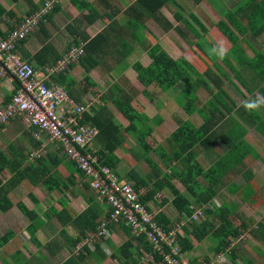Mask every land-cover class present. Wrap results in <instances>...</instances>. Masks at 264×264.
<instances>
[{"label": "trees", "instance_id": "obj_1", "mask_svg": "<svg viewBox=\"0 0 264 264\" xmlns=\"http://www.w3.org/2000/svg\"><path fill=\"white\" fill-rule=\"evenodd\" d=\"M44 1L45 0H38L36 3L30 2L29 6H32L30 13L43 5ZM172 1L174 0H136V6H129L127 8L128 13L131 10L135 12L132 17L135 16L136 18H129L128 22L134 29H136L141 23L140 21H137V18L142 21V17L146 15L152 17L165 30L174 28V30L181 36L183 40H189L188 34L194 36V45L198 49V53H195L197 55L196 57L198 60H202V55L198 56V54L201 52L207 58V61H203V64L206 68L203 71H199L197 67L192 64L190 58L184 56L174 59L159 43H154L147 48V55L150 58L148 64L144 65L141 61L135 60L130 66L135 72V78L143 86V89L141 90L142 94L148 99L151 105L155 104L154 106L157 109L160 107H158L155 103V100L150 93L149 86L156 85L160 88V90L162 89L167 91L179 81L185 83L186 87L182 92L184 102L181 104V107L187 115H192L193 113L199 114L203 122L200 126L193 128L185 120H178L179 129L171 134V139L174 142L172 153L173 158L177 160L180 158L183 159L185 165L181 170L172 168L170 174H167L168 177L155 179L153 182V187L149 189L145 196L142 197V200L143 202H147L148 200L152 199L156 192L165 186L172 194L173 197L171 198V203L178 212L184 211L188 214L190 213L189 206L192 203L195 205L208 203L213 208L206 209V216L199 223L192 224L189 229H187V227L184 228L185 235L179 237L180 249L182 252L192 249L193 242L191 238L188 237V235H191L190 237L196 241H204L207 237L211 236L216 241L215 250L219 251L230 241L228 237L237 236L239 234V230L237 226H235L231 221L229 217V211L223 210L222 206L217 207L214 203H211V199L217 193L215 188L216 184L220 182L222 177L240 161V157L237 152H239V145H244L242 137L245 134V131L235 124L233 128L230 129V131L221 133L218 137H221L229 146V148L224 155H221L219 158H217V160L214 161L208 168L204 169L200 165L199 161H197L196 158L198 155L194 150L195 146L201 145L203 148H208L210 145L214 144V140L217 138L214 126H216V120L219 119V116H217V111H220V109L215 101H213L211 98L205 100L204 102H200L196 93L200 88H205L212 92V86H215L219 92H223L221 89L222 76H226L220 71V67L215 64L214 58L209 54L201 42L202 36L207 34L208 29L193 12H189L186 17L183 16L181 18L180 23L185 29L181 26H173L171 22L163 15L161 8ZM209 1L212 5H214V7H216L212 0ZM84 6H88V4L84 3ZM248 7L250 9V12L247 14L249 31H252L253 35L262 33L264 31V0H247L246 7L243 6L241 9H239L242 11H227L222 18L213 24L212 30L217 34L220 40H225L229 44V54L240 66L248 67L255 73L256 78L259 81H264V54L261 52H256L253 58H246L242 54V50L237 43L239 40V34H244L247 31L246 27L237 19V14L241 12L243 13V11H245V9ZM52 10L45 14L44 18L49 17ZM2 14H10V11L6 10L0 4V15ZM42 21L43 20L40 21L39 27ZM106 32L107 30L103 29L87 41V37L84 38L86 41L84 45L85 53L79 58L78 61L86 71L98 65L100 55H103L107 52V44L109 40L106 36ZM3 35L4 34L2 33L1 37H4ZM24 41L25 39L22 40V42H19L17 46L18 51H20L19 49ZM26 59L27 61H30V59ZM222 62L225 63L227 67L232 66L228 58L222 59ZM70 65H72V63ZM210 65L216 69L217 73L212 70ZM192 72L195 74L194 79H191L190 73ZM85 78L87 77L85 76ZM235 78L240 81L237 75H235ZM16 87L12 94L15 92ZM215 96L216 95H214V97ZM215 98L218 101L222 100L220 97L218 98V96ZM102 100L104 102L111 100V103L123 115L124 121L118 120L107 110L106 106L103 104L96 108L91 107L90 111L84 114V121L97 126L99 130L98 135L94 139L98 148L95 150L88 148V151L97 156L100 164L108 166L111 169L115 167L118 158L114 153L123 142L124 133L129 135L134 134L142 148H144L147 152L152 150L150 149V143L146 138L150 136L153 131V127L149 122L153 119V117H150L146 111L138 113L137 115L134 114L129 106L130 102L132 101V95L129 93V91L119 85H116V91L110 97L102 96ZM6 101H8V99ZM243 104L244 103L240 104L238 109L244 108ZM254 115V111H250L249 116H243V119L248 124H250L249 118L252 121L258 123L259 120H257V117H254ZM135 120H137L141 126L138 127L135 123ZM259 131L263 133L264 127L262 130L259 128ZM154 150L161 158L167 156L160 145H157ZM248 152L250 153V151H246L245 153L241 154V160ZM21 156V159L24 158L25 161L26 155L24 156L22 154ZM46 157L47 153L45 156L37 159L34 162L36 163L35 166H33L32 163H28L25 164L26 166L15 170V172L10 175L6 184H8L10 181H15L18 183L21 180L28 178V180L33 183L38 182L43 184L48 189V191L58 190L59 188L61 189L62 182L59 180V176H56L54 171L52 172L51 169L45 164V161H47ZM53 159L55 161H50V166L56 167L62 162V157L58 158L54 155V157H51V160ZM11 162L12 160L7 156L6 152L0 148V174L10 165ZM70 163L74 166V168L70 170L71 172L70 176H68V179L72 180L74 178V174L80 178L81 171H79L72 162ZM129 174L135 180L133 183L135 189H138L142 185H146V182L142 178L138 177L136 173L129 172ZM169 177L179 180L191 199L182 193L171 182ZM200 178L205 181L207 185L202 184ZM82 185H84L86 188H89L86 183H82ZM3 188L4 186L0 177V211L6 212L12 207L13 202L8 197L7 192L1 194L4 190ZM29 195L33 199L34 203H36L37 199L34 197V195L32 193H29ZM93 200L94 198L90 196L89 201ZM92 205V203L88 204L87 207L78 213L74 218L68 214V222H80L83 225L79 235L72 239L73 245L86 237L87 233L95 231L98 222L101 221V219L96 221L102 212L100 206L92 207ZM16 206L23 213V215L30 219V223L28 225L29 238L37 247H39L40 242L35 235L37 225H35L33 222L37 217V212L34 209H28L21 201H18ZM63 212L68 213L67 208H62L61 211H58L57 213L55 212L54 215L60 219V215ZM108 213L109 209L106 211L104 217L108 215ZM212 216L217 218V224L211 220ZM154 218L165 229L172 225L170 219L161 210H159L154 215ZM116 225L121 228L126 238L121 244L113 247V250L110 254L111 258L117 259L119 264H141V254L143 252H152L155 258L154 262L158 264H164L162 262V258L156 251L152 249L151 245L148 244L142 235H135L132 230H130V228L124 225L123 222H120ZM115 227V225H112L110 234L112 229ZM8 238V235H2V237H0V241H7ZM100 240L103 242H108L109 239L108 237L96 238L93 249H91L88 245H85L83 248L84 252L80 251L75 255L70 254L63 260L62 264H83L85 257L88 255L92 256V259L96 261V264H99L106 257V254L100 246ZM230 255L233 256L234 252L231 251ZM205 261L206 260L202 259H193L192 263L204 264Z\"/></svg>", "mask_w": 264, "mask_h": 264}, {"label": "crops", "instance_id": "obj_2", "mask_svg": "<svg viewBox=\"0 0 264 264\" xmlns=\"http://www.w3.org/2000/svg\"><path fill=\"white\" fill-rule=\"evenodd\" d=\"M34 1L35 0H0V4L6 10L10 11V14L0 15V37L2 33L4 34L3 36H5V34L9 30L16 27V25L22 20V18L25 15L31 12L30 10L32 9V6H29V4L30 2H34ZM117 1L118 0H59V1L57 0L55 1V6H53L54 8L51 12V15L49 17H45L39 29L25 39V41L22 43L19 49L20 52L24 57L30 59V62L36 65L37 70L42 74L41 77H44L43 70L45 69V67L51 64L52 62H54L57 58H59L64 53V51H66L69 48V46L81 41H84L86 43V41L92 38L95 34H97L103 29H106L107 30L106 36L108 37L109 40L107 44L108 49L105 54L100 55L99 63L100 61L106 59L108 56L112 57L111 55L120 54L118 56L121 57V60H125V59H129L132 61L139 60L144 65L148 64L150 58L147 55V51H146L147 48L154 43L160 42L156 39L152 40V37L148 38V36L151 35L147 33V30L142 28L148 16L144 15L142 17V21L139 20V18H137V21H140L141 23L138 28L134 29L129 24L128 19L136 18L135 16L132 17L135 14V12L131 10L128 13L127 8L129 6H136L135 4L136 0H131L129 4L126 3L127 0L126 1L124 0V2L120 0L118 2ZM212 1L216 5V7H214V5H212L209 0L200 2V4L206 7L207 12H209L210 17L212 18L211 19L212 22H214V20H216L215 22H217L220 18H222L225 15L227 11L230 12L242 11L239 9H241L243 6L246 7L247 0H212ZM84 3H87L88 6H84ZM249 10L250 9L248 7L245 9V11H243V13L241 12L237 14V19L247 29V31L244 34H239V40L237 43L242 50V54L246 58H253L256 52H261L264 54V31L258 35H253L252 31H249V23L247 20V14L250 12ZM121 13L123 14L121 15ZM123 16H124V20H122ZM128 27L129 28L131 27L132 29L131 28L129 29ZM141 28L145 32H143ZM85 37H87L86 41L84 40ZM221 42H224L229 49V44L225 40H220L219 37L217 38L216 41L213 40L212 44L214 46ZM225 58H228L230 60L232 64L231 67H227V65H225V63H223L221 59L220 60L222 62V67L215 63L216 65H218V67H220V71L223 72L224 75L226 76V77L222 76V83H221L222 91L224 92V90H227L229 92L230 90L232 91L233 89V91H236L238 95L241 97H242L241 94L242 91H246L249 95H251L253 92H258V96L264 97V83L259 82V80L256 78L255 73L246 66L243 67L240 65H239L240 67L237 66L234 63L235 60L229 54V50ZM78 66L79 64L72 63V65H70L67 68V70L64 71L63 74L61 73L58 76L52 75L48 77L47 82L61 84L66 88L68 93H72L73 89L75 90L74 88L76 83L75 78L77 77L78 74L77 69L79 67H83L82 65L79 67ZM224 68H227L231 72L235 81H237L240 86H237L236 83L232 82L229 73ZM82 69L83 71L89 73L90 75L91 73L94 72V67L90 68L88 71H86L84 67ZM243 69L248 70L251 73V75L250 76L244 75L242 71ZM69 73H71L72 75H69ZM235 75H237L240 81H238L235 78ZM126 76L129 79V84H131L132 86H134L133 84H139L142 86V84L139 81H137V79L135 78V72L132 69L129 70V73ZM16 85H17L16 79L12 74L9 73L5 77H0V105L5 103V101L10 98ZM67 85H71V86H67ZM223 85H225L227 89ZM228 86H230L231 89ZM129 88L130 86H128L127 89L126 88L125 89L128 91ZM212 88H214V86H212ZM86 92L87 89L84 86L81 87V90L78 93H76V95L74 94L73 95L69 94V95L77 101H85L88 97V94H86ZM135 96H137V94ZM213 97L214 96L212 95V98ZM144 99L145 98H143L142 99L143 101L141 102L142 105H144L145 102H148L149 105H144L147 109L153 106L150 105L151 103L148 101L147 98L145 100ZM110 102L111 100H108L103 105L106 106L107 104L109 106L111 104ZM245 102L246 101L236 103L235 100L233 101L232 99L230 100V102L228 101L226 102L223 100L220 102L215 101L217 105L220 104L222 106L223 110L219 108L220 111H217V116H219V119L216 120V126H214V129L216 130L217 138L214 140V144L210 146L211 147L217 146L218 136L221 133L230 131V129H232L235 124L241 127L242 130L245 131V134L242 137V141L244 145L240 144L238 149L239 152H237L239 154L240 161L236 165H234L231 168V170H229L222 177L221 181L223 180L225 186H223L219 191L217 189V193L214 197L216 198L218 197V200L222 201L223 202L222 205L226 207V209L229 211L230 213L229 217L231 218L233 224L237 226L239 230V236L242 235L243 237L244 235V238L238 241L233 249L234 255L231 256L232 260L229 257L231 263L232 264H264V132L262 133L261 131H259V128H261L262 130V128L264 127V113L263 114L260 113L259 110L254 111L255 113L254 117H257V120L259 121L257 123L249 118L250 124H248L246 121H244L243 116L245 117L249 116L250 111L245 110V108L238 109L240 104ZM149 109L157 112V110H155V107H151ZM235 110H236V115L238 117L236 116V118H233L234 116H232L231 114L232 113L235 114ZM148 115L150 116L149 113ZM114 116L118 120L123 121V119L117 117L116 115ZM14 120L15 119H11L2 129L4 131L0 133V140H2L3 138L7 139L6 141L7 143L2 145L0 144V148L3 151H5L7 156L12 160L10 165L6 169H4L3 172H10V174L15 172V170L17 169L26 166L24 158L21 159L22 152H19L21 148L19 143H22V141H25V143H29L30 146L28 150L36 145V142L32 138L31 131H28V129H26L21 124L20 120H16V121ZM223 121L230 124L228 126L229 128L226 130H222L223 132H218V128H219L218 125L221 124ZM240 123L241 124L245 123L247 127L246 126L244 127ZM249 127L254 131L255 133L254 135L250 134L252 133V131L250 132L248 129H246ZM249 135L253 138L254 143L252 144L251 141L248 142ZM225 145L227 148L224 149L223 151H220L219 157L227 152L229 146L226 143ZM89 148L91 150H95L98 148L97 145L95 144V140H93V142L89 145ZM117 149L115 150L114 154L116 155L118 160L115 167L113 168V171H115V173L118 175V177L121 180L123 176H120L117 170L119 169L123 171L121 165V159H120L122 158V156L120 153H118ZM28 150H26V152ZM246 151H250V153L248 152L247 154H245L244 158L241 160V154L245 153ZM59 152L60 151L56 150V148L55 149L53 148V151H51V149L48 148L47 157H46L47 158L46 160H48V162L45 161L46 162L45 164L49 168H50L49 162L55 161L54 159L51 160V157H54V155L57 156L58 158L62 157V153ZM68 163L70 162L66 160V162H61L56 167L52 166L53 168L52 169L50 168L52 172L54 171V173L55 172L57 173V176H59V180L62 182L61 189L59 188L58 190H53V191H48V189L43 184H40L38 182L37 185L33 184V182L28 180V178L23 179L18 183L15 181L12 182L10 181L8 184H6L5 180H7L10 177V175L9 177L7 176L4 177L2 174H0L2 184L4 186L3 188L4 190L2 191L1 194L7 192L8 197L13 202V205L9 210L1 213L0 218L2 219H9L8 217L9 212H14L13 219L15 218L16 216L15 212L17 208L16 203L20 199L17 200L12 199L11 194L13 193L10 192L13 189L17 188L18 186L22 185L23 183L28 182L31 185H35V188L39 190L40 194L42 193L43 190H45V188L48 193V195L44 199V201L47 202V207L45 206L46 208L41 212V214L38 213L35 206L32 205L31 207H27L28 209H34L37 212V217L33 221L35 225H37L36 226L37 230L35 232V235L37 238H44V242H46L45 245L48 247L46 248L48 254L47 255H45L44 253L42 254L41 250L36 248L37 246L30 240L29 242L36 250L35 253L30 254L31 256H34L32 257L33 261L30 262L26 258L24 253H22L29 249L25 245L24 241L26 240V238H29L28 225L30 222L21 229V226L18 227V225L15 222L11 221V224L6 227L5 233H1L0 236L2 237L3 234V235H8L9 237L7 241H3V242L0 241V250L3 249L5 251L6 249L7 251L8 249L7 246H9V244L12 242L16 244V246L17 245L19 246L16 248V251H13L12 253L8 254L9 257L13 258L14 256L17 255H19V257L20 256L24 257L25 258L24 264H56L54 258L57 252L67 250V248L70 251L72 247L76 245V244L73 245L72 239L75 236L79 235L81 229L83 228V225L80 222H76V223L72 221L68 222V214L74 218L78 213L83 211L87 207L88 201L90 199V195L91 193H93V191L90 188L84 187V185H82L78 181L77 179L78 176L75 174L73 176L74 178L71 177L73 178L72 180L68 179V176H70V172H71L70 170L73 169L70 168V166H67ZM230 173L233 176L237 173L238 178L237 179H235V177L231 178ZM239 173H242V175L239 176ZM226 191L227 193H225ZM31 193L34 195L33 192ZM34 196L37 199V202L34 203L33 201V203L34 205H38L40 200L38 197H36V195ZM24 197H27L29 199L31 198L26 195ZM54 200H55V204H58L59 207H56V205H54ZM97 204L99 206L100 205L102 206L104 203H100V201L97 200ZM147 205L149 206V204ZM43 207H44V202H43ZM62 208L63 209L67 208L68 213L63 212L60 215V219H59L54 214L55 212L57 213L58 211H60ZM107 210H108L107 207L104 208L103 206L101 208L102 212L100 216L96 219V221L102 219ZM159 210H161L164 213L163 208L162 209L159 208ZM20 215H22V213ZM13 225L14 227L17 228L13 229L12 228ZM115 226L116 227L112 229V233L110 234V236H113L115 233V236L119 237L121 234L120 232L122 230L118 225ZM46 230L49 232H55V234H50L47 236L45 234ZM13 231L17 232L18 234L14 236L15 232L13 233ZM22 234H26V235L22 236ZM21 236L23 237L22 241L19 238ZM24 236H26L25 239ZM59 236H61L62 238H60V240L59 239L57 240V237ZM120 237L122 238V236ZM110 242L111 240L109 239L108 242L104 241L102 245L111 244ZM192 244L193 247L191 250L187 251V255L191 256L193 259L194 258L202 259L205 256L207 258L208 255L215 250V245L213 246V248H210V245L208 246V248L204 247L203 241H198L197 243L193 242ZM200 246H202L203 248L201 249ZM205 251L208 252L203 256L202 253ZM41 258L43 260L48 259V262L43 261ZM91 259L92 256L90 255L86 256L84 259V264L85 262H90ZM91 261L92 263L96 264V261H94L93 259ZM5 263L6 264L8 263L6 259H5ZM15 263L16 262L14 261V264ZM17 264H21V263L17 262Z\"/></svg>", "mask_w": 264, "mask_h": 264}, {"label": "rangeland", "instance_id": "obj_3", "mask_svg": "<svg viewBox=\"0 0 264 264\" xmlns=\"http://www.w3.org/2000/svg\"><path fill=\"white\" fill-rule=\"evenodd\" d=\"M36 1H38V0H35L34 2H36ZM55 1H57V0H54V5H55ZM120 1L124 2V0H120ZM130 1L131 0H127L126 3L129 4ZM204 1H206V0H174V1L166 4L164 7H162L161 11H162L163 15L171 22V24L173 26H181V27H183V25L180 23L181 18L183 16L186 17V15L189 12H193L208 29L207 34H204L202 36L201 42L203 43L206 50L209 52V50L213 47V44H212L213 40L216 41L218 36L212 30V26H213V24H215L216 20H214V22H212V20H211L212 18L210 17L209 12H207L206 7H204L200 4V2H204ZM122 14L123 13H121V15ZM122 20H124V16H123ZM142 28L147 30V33L151 35V36H148V38L152 37V40L156 39V40L160 41L157 43L161 44L162 47L165 48L167 50V52L171 55V57H173L174 59H178L180 56H184V57L190 58L192 64L195 67H197V69L199 71H203L206 68L203 64L204 63L203 61H207V58L201 52L198 54V56L202 55L203 59L198 60L196 57L197 55L195 53H198V49L194 45V41H195L194 36L188 34L189 40H183L181 38V36L174 30V28H171L169 30H165L161 25H159V23H157L152 17H149V16L145 20V24L143 25ZM142 28H141V30L143 32H145ZM81 42H84V41H81ZM66 51H64V53L60 57L64 56ZM18 53L22 59L27 60L26 57H24L20 51H18ZM209 54H210V52H209ZM118 55H120V54L111 55L112 57L108 56L106 59L100 61L99 65L94 67V72L91 73V75L89 73H86L85 71H83V69H82L83 67H79V66H81L79 61L78 62L76 61L75 63L79 64V66H78L79 68L77 69L78 74H77V77L75 78V81H76L75 86H74L75 90L73 89L71 94L76 95V93H78L81 90V87L85 86V88L87 89L86 94H88L87 99H90L91 101L96 102L97 104L94 106L96 108L102 104H105V102L102 100V96H108L109 97L110 95H112L116 91V85H119V86L126 88V89L128 86H130L128 91L133 95L132 101L130 102V105H129L130 109L134 112L135 115H137L138 113L147 111L150 114V117H153V119L151 121H149L151 126L153 127V131H152L151 135L146 138L147 141L150 143V147H151L150 149H152V150L147 152L144 148H142L138 142L137 137L134 134L129 135L127 133H124V140H123L124 142L117 149L118 153H120L122 156V158H120V159H121V165H122L123 171H121L119 169L117 171H118L120 176H123L121 180L128 182L132 186H133V183L135 182V180L130 176L129 172L136 173L138 177L142 178L146 182V185H142L138 189L144 188V190H145V188H146L147 192H148L149 189H151L153 187V182L155 179H157V178L162 179L163 177H168L167 174H170V171L172 168H175L177 170H181L182 167L185 165V162L183 159L180 158L177 160V159L173 158V153H172V150H173L172 147L174 146V142L171 139V134L179 129L178 120H185L193 128L200 126L202 124L203 120L201 119L199 114L194 113L192 115H187L185 113V111L182 109L181 104L184 102V97L182 96V92H183L184 88L186 87V84L183 83L182 81H179L178 83L173 85L171 88H169L167 91L162 90V89L160 90V88L156 85L149 86L150 93H151L152 97L154 98L155 103L160 108H158V109L155 108V110H157V112L149 109L151 107H149L147 109L144 105H149L148 102H145L144 105H142V102H141V101H143L142 100L143 98L146 99V97L141 92L143 87L139 84H133L134 86H132L131 84H129V79L126 76V75H128L129 70L132 69L130 64L133 61L129 60V59L121 60V57H119ZM211 56L214 58L215 63L222 67V62H221L220 58H218L215 55H211ZM234 63L237 66H239V64L236 61H234ZM210 67L212 68V70L214 72H216V69L213 68L212 65H210ZM224 69H226L227 72L229 73L230 79L232 80V82L236 83L237 86H240L239 83L237 81H235L231 72L227 68H224ZM242 71H243V74L246 76L251 75V73L246 69H243ZM190 74H191V79H194L195 74H193V72ZM69 75H72V74L69 73ZM36 76H37V78H41L42 74L37 70ZM85 76L87 78H85ZM50 81H51V79H50ZM259 82L264 83L263 80H261ZM67 86H71V85H67ZM223 86L226 87L225 85H223ZM228 87L231 89L230 86H228ZM226 89H227V87H226ZM71 90H72V88H71ZM215 90H216L215 86H214V88H212V92L208 91L205 88H200L196 94L199 97L200 102H204L205 100H207L209 98H211L212 100H214L216 102H220L215 98L217 96H218V98L220 97L223 101L230 102V100L232 99L233 101L235 100L236 103L237 102L239 103L242 101H249V100L255 99L257 97H260V96H258V92H253L251 95H249L246 91H242L241 92L242 97H241L238 95V93L236 91H233V89H232V91L230 90L229 92L227 90H224V92H219V90H216V91ZM136 94H137V96H135ZM212 95L213 96L216 95V96L212 98ZM218 107L223 110V108L220 104H218ZM106 108L113 115H116L117 117H119L121 119H124L123 115L118 111V109L112 103L109 106L106 104ZM259 112L263 114L264 113V107L259 109ZM231 115L234 116L233 118H236V116H237L236 110H235V114L232 113ZM13 119H15L14 121L19 120V118H17V117L13 118ZM7 123L0 126V133L2 131H4L2 129L6 126ZM135 123L138 127L141 126L137 120H135ZM229 125H230L229 123L223 121L221 124L218 125L219 126L218 132H223L222 130L228 129ZM241 125H243L244 127L245 126L247 127V125L245 123H243ZM246 129H248L250 132L252 131V133H250V134H253V135L255 134L254 131L250 127L246 128ZM256 135H257V133H256ZM248 139H249L248 142L251 141V144L254 143L253 138L250 135H249ZM0 141H1L0 142L1 145L7 143L6 142L7 139H5V138H3ZM19 145L21 147L19 152H22V154L24 153V155H25V152H26V150H28L30 144L25 143V141H22V143H19ZM157 145H160L162 147V150L167 155L166 157H163V158L159 157L158 153L154 150V148L157 147ZM48 148H50L51 151H53V148L55 149L56 146L54 144H50L47 147V151H48ZM226 148L227 147H226L225 143L223 142V140L220 137H218L217 146H215V147L209 146L208 148H203V146L197 145V146H195L194 150L197 152V155H198L196 158L197 161H199L200 165L204 169H206L214 161H216L217 158H219L220 151H223ZM59 153H61V152H59ZM66 160H67L66 156H63V154H62V162H66ZM34 162L35 161L31 162L33 166L36 165V163H34ZM247 163H248V161H247ZM67 166H70V168H74V166L71 163H68ZM50 168L52 169L53 167L50 166ZM1 174L4 177H6V176L9 177V175H11L10 172H2ZM54 174L57 176L56 172ZM237 175L238 174L236 173L233 176L230 173L231 178L235 177V179H237L238 178ZM241 175H242V173H239V176H241ZM8 179L5 180V183L8 181ZM77 179H78V181L80 180L79 177ZM169 179H171V182L182 193H184L187 197H189L191 199V197L187 194V192L184 189V186L179 182V180H177L175 178H170V177H169ZM200 181L202 182V184L207 185L206 182L203 181L201 178H200ZM33 184L37 185L38 183L36 182ZM223 186H225L223 183V180L218 182L215 186L216 192H217V189L219 191ZM31 192H33L34 195H36V197L39 198L40 201L38 200L39 201L38 205H34L32 198L29 199L27 197H24L25 195L28 197H31L29 195V193H31ZM10 193H13V194H11L12 199H14V200L20 199L18 201H21L26 207H31L32 205L35 206V208L39 214H41V212L47 207V202L44 201L45 197L48 195L46 188L40 194L39 190L35 188V185H31L28 182H25L22 185L18 186L17 188L13 189ZM225 193H227V191ZM90 196L92 198H94V200L88 201V204L92 203L93 204L92 207H99V205L97 204V200H98L97 193L93 191V193H91ZM172 197L173 196L170 193V191L164 186L161 190L156 192V194L154 195V197L152 199L147 201V204H149L151 211L155 214L157 213L159 208H161V209L163 208V211L166 214V216L170 219L171 224L177 222L180 219V216L182 213H187L184 211H182V212L177 211V209L171 203ZM42 200L44 202V207H43ZM211 200H212L211 203H214L217 207L221 205L223 207V210H227L226 207H224L222 205L223 202L218 200V197L217 198L213 197ZM54 205H56V207H59L58 204H55V200H54ZM103 206H104V208L107 207V209H108V206L106 203L103 204L102 206L100 205V208H102ZM195 207H205L204 217L206 216V214H205L206 209L207 208H210V209L213 208L208 203L202 204V205H195L192 203L189 206L190 213H191V211H193L195 209ZM17 208H16V212H15L16 216L14 219H13V213L14 212L8 213L9 219L0 218V236H1V233H5L6 227L11 224V221L15 222L18 225V227L21 226V229L23 227H25L30 222V219L27 216L23 215V213L19 210V208L18 209ZM1 213L2 212L0 211V215H1ZM21 213H22V215H20ZM190 213H188V214H190ZM211 218H212L211 220L213 222H215L216 224L218 223V220L215 216H212ZM194 223L196 224V222H193V223L190 222L188 224L185 223V225H183V228L187 227V229H189V227H191L192 224H194ZM12 228L15 229L17 227H14V225H13ZM14 232L15 231H13V233ZM120 233H121L120 236H122V238L120 236L116 237L115 233L113 236H109L110 238L108 237V239L111 240V242H110L111 244L102 245L103 241L100 240V246L103 249L104 253L106 254V257L99 264H119V261L115 258L114 259L111 258L110 254L113 250V247L121 244L122 241L126 238L123 231H121ZM17 234L18 233L15 232L14 236H16ZM45 234L48 236L50 234H55V232H49L46 230ZM88 234L89 233H87V235ZM23 235H26V234H22V236ZM22 236L19 237L21 239V241L23 240ZM190 236L191 235H188V237L191 238V240H193V242H196V243L198 242ZM25 237L26 236H24V239H25ZM60 238H62V237L61 236L57 237V240L58 239L60 240ZM228 238H229V240L231 239L233 242H236V241H240L242 238H244V235L242 237V235L239 236V234H238L237 236H230ZM38 240L41 241L42 243L40 242V246L36 247V248L40 249L42 254L44 253L45 255H47L48 251L46 248H48V247L45 245L46 242H44V238H38ZM95 240L93 241L94 242L93 245L89 246L91 249H93L95 246ZM29 241H30L29 238H26V240L24 241L25 245L29 249L27 251L22 252V253H24L26 258L30 262H32L33 261L32 257H34V256H31L30 254L35 253L36 250ZM203 242H204V247H207V248L209 245H210V248H213V246L216 243V241L211 236L207 237ZM7 247H8L7 251H6V249H5V251L3 249L0 250V264H6L5 259L8 261L9 264H14V261L16 262L15 264H17V262L24 264V262H25L24 257H21V256L19 257V255H17V256H14L13 258H11L8 256V254L12 253L13 251H16V248L19 246L18 245L16 246V244H14L12 242ZM76 247H77V243H76V245H74L72 247V249L70 251L67 248V250L57 252L55 255V258H54L55 263L56 264H62L63 260L67 256H69L70 254L75 255L80 251L84 252V249H82V248L77 249ZM200 248L202 249L203 247L200 246ZM207 250H209V249H207ZM207 252L208 251L203 252L202 255L204 256ZM229 257H231V255L228 256V259H229ZM50 258H51V256H50ZM189 258L191 259V261L193 260V258L191 256H189ZM194 259H197V258H194ZM206 259H207L206 256L202 258V260H206ZM91 260H90V262H85V264H95V263H92ZM43 261L48 262V259H45ZM146 262L147 261L140 260L141 264H149ZM83 264H84V262H83ZM151 264H158V263L153 262Z\"/></svg>", "mask_w": 264, "mask_h": 264}, {"label": "built area", "instance_id": "obj_4", "mask_svg": "<svg viewBox=\"0 0 264 264\" xmlns=\"http://www.w3.org/2000/svg\"><path fill=\"white\" fill-rule=\"evenodd\" d=\"M53 6L54 0H45L6 36L0 37V77L10 73L17 81L15 92L0 105V125L19 118L37 143L27 152L25 164L45 156L48 145L54 144L56 150L81 171L79 182L86 183L97 193L100 203L107 204L108 215L98 222L95 231L77 243V249L92 246L96 238L109 237L112 225L123 222L135 235L144 237L164 264H193L187 251H181L179 237L184 235L185 223H199L204 218L205 207H195L190 214L182 213L180 221L163 228L154 218L155 213L142 200L147 189H135L128 182L121 181L113 169L100 164L97 156L88 151L99 130L85 122L83 116L97 103L90 99L77 101L63 85L47 82L48 77L63 73L71 63L79 60L85 53V43L69 46L64 56L45 67L41 78L36 76L35 65L19 55V42L38 30L40 21ZM237 242L230 239L222 249L211 252L204 264H232L228 256ZM154 259L152 252H143L140 256V260L146 263H152Z\"/></svg>", "mask_w": 264, "mask_h": 264}, {"label": "clouds", "instance_id": "obj_5", "mask_svg": "<svg viewBox=\"0 0 264 264\" xmlns=\"http://www.w3.org/2000/svg\"><path fill=\"white\" fill-rule=\"evenodd\" d=\"M211 55H215L221 60L225 58V56L228 54V47L224 42L218 43L214 45L210 50H209ZM243 107L247 111H258L262 107H264V97H257L255 99L246 101L243 104Z\"/></svg>", "mask_w": 264, "mask_h": 264}]
</instances>
